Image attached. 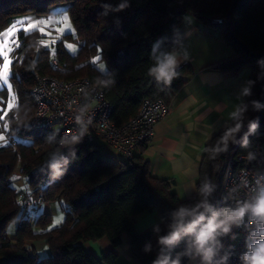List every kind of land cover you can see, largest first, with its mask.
Listing matches in <instances>:
<instances>
[{"label":"trees","instance_id":"16d2710c","mask_svg":"<svg viewBox=\"0 0 264 264\" xmlns=\"http://www.w3.org/2000/svg\"><path fill=\"white\" fill-rule=\"evenodd\" d=\"M57 4L67 5L76 32L64 34L55 44L54 56L38 30H19L12 52L10 78L16 105L5 118L0 117V133L12 138L0 145V264H117L115 248L125 233L138 264H154L161 256L181 262L189 251V238L182 237L171 247L160 245L159 238L171 230L173 213L179 207H194L205 199L212 204L218 185L213 176L219 179L226 153L234 148L237 157L248 156L253 169L264 171L258 153L264 143V0H0V36L17 17L48 15ZM187 14L221 28L232 49L230 56L206 68L231 73L245 66L252 69L244 109L206 146L196 196L181 200L171 190L172 180L153 176L149 161L142 156L115 162L102 155L97 141L80 142L67 151L49 127L31 124L36 109L32 89L38 74L65 81L89 79L92 88L103 90L117 125L133 118L147 100L162 99L170 107L193 73L192 65L179 66L178 76L169 85L157 82L149 69L157 58L177 48L172 36ZM223 15L229 16L227 22L212 23V18ZM66 42L77 45V52L71 53ZM98 61L106 63L105 70L98 67ZM0 95L8 99L5 90ZM253 124L255 128L250 127ZM237 125L239 130L225 148L222 138ZM14 136L23 140L14 141ZM217 147L224 150L216 152ZM17 169L27 189L13 185ZM205 184L212 188L207 196L201 191ZM28 191L45 202L59 203L65 213L63 221L51 226L50 214L36 212L39 206L25 205L20 196ZM154 209L161 222L138 232L137 216ZM14 221L18 224L15 236L10 237ZM103 237L109 238L114 249L101 259L80 243ZM43 239L51 251L45 257L26 245L29 240Z\"/></svg>","mask_w":264,"mask_h":264},{"label":"crops","instance_id":"0c3cea01","mask_svg":"<svg viewBox=\"0 0 264 264\" xmlns=\"http://www.w3.org/2000/svg\"><path fill=\"white\" fill-rule=\"evenodd\" d=\"M172 37L177 42L174 52L180 61L179 66L191 64L193 73L171 102L168 117L156 125L154 136L137 155L149 161L153 176L172 180L171 190L181 200H186L197 194L206 146L244 109L252 69L245 66L238 73H231L206 68L208 64L230 56L232 49L225 43L221 28L205 25L192 14L185 15ZM258 153L264 162V143ZM12 183L19 189L28 188L19 169L15 171ZM38 209L52 216L51 226L60 224L65 216L57 202H44ZM55 219H59V222L54 223ZM161 220L156 209L143 212L137 216L135 228L144 233ZM17 224L18 221H14L10 225V237L15 236ZM80 243L98 259L114 249L107 237L96 241L81 240ZM26 245L34 248L41 257L51 254L44 239L29 240ZM115 250L118 254L117 264H138L133 258L127 233L123 234V242ZM190 257L192 260L185 264H204L196 251Z\"/></svg>","mask_w":264,"mask_h":264},{"label":"built area","instance_id":"2783aa9c","mask_svg":"<svg viewBox=\"0 0 264 264\" xmlns=\"http://www.w3.org/2000/svg\"><path fill=\"white\" fill-rule=\"evenodd\" d=\"M228 19L226 15L217 16L212 18V23L227 22ZM32 93L36 109L31 124L49 127L63 149L72 151L80 142L102 139L128 160L133 159L148 144L155 134L156 125L165 120L170 111L162 99H150L128 122L117 125L111 118L112 106L103 90L92 88L90 80L81 77L65 81L38 74ZM78 117L80 122H77ZM69 130L71 134L66 135ZM73 136L80 139L73 141ZM261 190H264V171L253 169L249 157H237L232 148L221 163L219 182L211 206L217 211L235 209L243 203L252 202ZM20 197L27 206H41L45 202L43 197L30 191ZM249 220L250 216L246 214L241 224L232 225L227 234L217 237L218 245L212 264H244L242 257L250 251V245L264 239L252 236L264 225L249 223ZM194 252V249L188 251L180 264H184Z\"/></svg>","mask_w":264,"mask_h":264},{"label":"clouds","instance_id":"9594fccd","mask_svg":"<svg viewBox=\"0 0 264 264\" xmlns=\"http://www.w3.org/2000/svg\"><path fill=\"white\" fill-rule=\"evenodd\" d=\"M123 7V6H121ZM187 57L185 56V59ZM180 61L175 52L157 58L155 66L149 69V75L153 76L157 82L169 85L171 81L178 76L177 68ZM79 121V117L77 118ZM239 125L230 129L222 138V143L227 147L228 139L233 133L239 130ZM255 128V125H251ZM69 130L66 135H70ZM73 141H78L80 137L73 136ZM247 143V141H245ZM223 148L217 147L216 152L223 151ZM55 169L57 165L54 163ZM202 193L207 196L212 192V188L205 184ZM250 216L249 223L264 225V190L252 201L233 208H223L219 211L203 200L194 207H179L173 213L174 222L171 224V230L165 236L159 238V244L164 247H171L178 243L182 237L189 238V251L194 249L204 261V264H212L213 256L218 245L217 237L227 234L232 225H239L243 222L245 215ZM253 237H264V227L252 233ZM244 264H264V239L250 245V251L242 257ZM154 264H180L179 258L170 260L167 256H161L154 261Z\"/></svg>","mask_w":264,"mask_h":264},{"label":"rangeland","instance_id":"374dc122","mask_svg":"<svg viewBox=\"0 0 264 264\" xmlns=\"http://www.w3.org/2000/svg\"><path fill=\"white\" fill-rule=\"evenodd\" d=\"M191 17V15H189ZM188 19V18H187ZM185 22H190L189 20H186ZM13 31L16 33L15 40L11 42V55L10 59L13 61V50L15 46L18 44V32L19 30H25L27 32L38 30L43 35V40L45 43H48V45L52 48V55L54 56L55 53V44L64 36V34L72 32L75 33L76 29L73 24L70 12L68 10L67 5L65 4H57L52 7L51 13L48 15H36L34 13H28L21 15L16 18V21L10 25L7 29H5L1 36H0V43H3L5 36L4 34L9 31ZM66 46L68 50L71 53H76L78 46L75 44H72L70 42H66ZM55 59V58H54ZM99 60V57L95 58L94 61ZM98 67L102 70L106 69V63L104 61H98L97 63ZM3 67V58L0 57V71H2ZM11 68L9 70V80L7 83H5L3 80H0V90L3 89L8 94V99L6 97L0 95V117L3 119L6 117V115L9 113V110H11L16 105V95L14 93L13 87H12V81L10 78L11 75ZM14 141L23 140L17 136L13 137ZM12 142L11 136H9L6 133H0V145L7 144ZM97 143L100 145L101 153L103 156L114 160L115 162H118L121 159H124L121 155L117 154L114 149L106 143V141L102 139H98ZM213 182L216 184L218 183L217 176H213ZM36 212H42L41 209L36 210ZM59 222V219H55L54 223ZM189 258V257H188ZM186 259L184 264L188 261L190 262V259ZM192 260V259H191Z\"/></svg>","mask_w":264,"mask_h":264},{"label":"snow or ice","instance_id":"6c2138e0","mask_svg":"<svg viewBox=\"0 0 264 264\" xmlns=\"http://www.w3.org/2000/svg\"><path fill=\"white\" fill-rule=\"evenodd\" d=\"M5 39L3 43H0V57L3 58V67L0 71V80H3L5 83L9 80V70L13 64V61L10 59L11 55V42L15 40L16 33L12 30L4 34ZM10 111V110H9Z\"/></svg>","mask_w":264,"mask_h":264}]
</instances>
